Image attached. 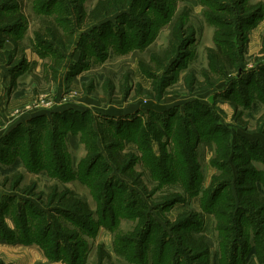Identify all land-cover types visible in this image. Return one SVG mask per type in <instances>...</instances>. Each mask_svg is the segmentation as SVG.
I'll return each mask as SVG.
<instances>
[{
  "label": "rangeland",
  "instance_id": "rangeland-1",
  "mask_svg": "<svg viewBox=\"0 0 264 264\" xmlns=\"http://www.w3.org/2000/svg\"><path fill=\"white\" fill-rule=\"evenodd\" d=\"M97 1L58 0L54 7H63L65 12H67L64 18L66 19L69 16V19L66 20L71 25L69 29L68 27L64 28V30L68 29L67 31H63L68 35L59 33L64 45L61 49L51 41L48 46L40 45L46 49L55 50V54L50 50L45 51L44 56H40L33 50V37L35 36V31L43 26L42 19L50 20V15L40 14L39 12L41 11L35 10L36 0H23L21 11L26 17V28H24L21 36L19 33L18 50H23L25 60H29L24 66L25 70L28 71L25 75L16 77V74L9 68L10 64L12 66L14 61L19 60L20 55L16 52L11 57L6 55L7 51L12 50V45L5 42L0 47V134L20 119L33 115L30 120L42 122L43 117H45L46 121H50L47 127L48 130L41 128L42 132L38 131L37 134L46 142L40 144V154L35 158L44 160V163L50 166L52 162L48 159L52 155L61 154L60 159L65 165L64 169L57 170V176L50 175L46 168L35 170L33 163L31 165L32 171H30L19 163V160L0 165V207L1 202L6 201L11 205L5 211V222L13 228L14 223L9 220L8 215H14L20 220L19 212L21 213V208L24 207V204L33 206H31L33 210L31 209V215L29 216V226L26 225L29 230L28 237L17 235L15 239L19 242L31 241L32 243L25 245L21 243H6L0 240V251L3 252L0 253V262L4 264H25V262L29 261L26 254L28 253L31 255V260H33L30 264H66L63 260L51 261L47 259L46 261L42 258L39 259L42 251L41 253L39 252L41 249L37 243H41L44 248L48 249L52 245L50 240L57 238L70 251L72 250V241H69V246H67L68 240L65 232L70 230L75 232L77 230L78 241L82 244V247L79 254L81 256L76 261V264H140L138 261L143 262L144 260L140 258L136 248H138L137 244L140 242V237L144 234L142 226H144L148 218L146 215L149 214V218L151 217L156 222L153 224L152 231L165 230L170 235V239L167 240L163 248V263H167V260L169 261L168 257L172 254L174 248L178 250L176 245L178 234L170 228L171 233L169 226L165 224L164 220H168L172 224L177 221L180 213L192 211L197 215V223L188 229L196 235L198 233L203 234L210 246L208 254L202 257L193 255L187 257V253L178 254L182 256L183 264H197V262L225 264L228 257L221 247V236L223 233L218 230L219 217L215 218L211 211L213 208H204L202 206V201L205 202L203 191L208 187L212 175L221 172L210 163V157L215 153L217 141L221 138H223L221 143L225 146V148L222 146L223 153L227 154L226 159L232 166L234 179L239 178L241 173H244V171L241 172L236 169L235 166V164H241L245 159L243 155L245 148L241 145L243 141L239 139L241 136L242 139L249 143L247 157L250 161L248 162V168L252 167L254 170H252V173L246 172L245 181L253 186L254 189L257 188L264 193V188L261 186V183L264 182V96L260 95L261 92L254 85L257 81L255 77H249L250 81H247L249 82L250 97L247 103L244 102L242 105L240 100H236L239 104L234 108L230 99L217 98L214 103L211 100L216 90H221L223 86L228 84L225 79L219 81L215 87L198 88V86H195V90L190 91L185 88L183 82V76L186 71L175 70L172 73L171 71L167 72L168 67L164 65L162 69L155 72L157 73L155 77L147 72L149 71L148 69L153 70V67L156 66V64L151 62L150 57L153 52H161L167 46L168 27L162 25L143 49L117 53L114 51V46L111 42L105 38L98 39L95 36V34H98L97 28L105 21L108 22L105 27H108L109 24L121 26V23L127 22L126 27L121 29L123 30L124 28V31L127 32V26L130 23H134L135 18L140 21L137 14L143 4L140 5L139 3L145 4L147 0H135L133 5L131 4L129 8H126L125 12H128L126 16H123L122 9L116 15L104 18L101 22L88 24L85 16ZM118 1L123 4V0ZM257 1L260 0H251L250 2L254 3ZM261 1L264 2V0ZM166 3L172 9L170 21L175 20L181 10L184 8L188 9V24H191L195 29V40L191 46H188V56L190 57L186 59V63L187 66H190L189 68L197 72V77L202 80L199 71L206 66L205 48L212 46L214 27L208 24L202 16L203 6L199 0H166ZM151 4V6H156L157 3ZM80 9L81 13H79ZM146 14L160 22L158 13L148 10ZM247 29L246 62L241 64L244 71L259 65L264 67V54L260 53V37L264 35V17L257 25ZM95 53L102 57V61L93 60L92 56ZM4 54L5 56H3ZM58 54H61L63 59L61 57L55 58ZM9 70H11V73ZM168 75L172 77H166ZM166 83L167 86L163 85ZM194 98L202 100L207 106H211V109L208 108L207 110L212 113L207 115L208 124L204 129L209 130L210 135L208 136L210 139L214 138L212 141H215L216 144L215 142L207 144L203 139H199L197 145L195 144V160L199 166L200 179L198 184L195 185L193 193L186 195L183 185L180 182H174V177L177 175L168 176L170 178L165 180L154 179L143 165L141 160L142 151L137 149L133 141L125 140L123 136L118 134V136H114L119 142V147H112V143L108 144L111 141L109 137L112 138L109 130L112 132H115V130L109 126L107 119L115 123L118 121L122 123L133 118H131V115L118 119L114 117L106 118L101 113L109 112L108 110L116 112L133 110V116L150 120L154 117H151L146 109L159 105L164 112L172 107H178L179 112L184 116L188 110L196 120L200 121L201 117H203L201 116L202 110L200 107L196 109L198 110L197 115H195L194 110L191 111L184 108V101L194 100ZM173 102L181 105L167 107ZM72 107H87L94 112L95 118L91 113L86 115L89 117V123L91 121V124H94V136L83 137L80 132L73 133L67 130L65 124L68 119L61 112L64 111L63 109H72ZM138 107L146 110L145 113L141 112L139 113L140 115H137L134 110ZM192 108L196 107L192 106ZM57 109L59 111L51 112ZM217 110L219 114L216 113ZM97 112L100 114H97ZM41 116L43 117L40 119ZM216 117L222 125L217 127L216 132H214L211 128L213 123L216 124ZM30 120L27 121V124L32 126L33 123L29 122ZM99 121L104 125L95 124V122L98 123ZM55 123L57 124V129H55L56 135L54 137L59 146L61 144L60 150H57L56 145H53V141L51 142V139L47 137L50 136L49 129ZM183 127L188 128V130L191 128V126L185 125L184 122L179 127V132H182ZM34 135L35 133L32 136ZM102 136L107 137L104 140V137L101 138ZM209 138L208 142L210 141ZM84 141L86 143L94 141L95 148L93 152L97 151L100 154L99 156H101L97 159L95 172L101 175V181L103 178L107 181L110 180L112 186L103 185L104 180L100 182V189H98L99 187L93 189L92 185L95 181V176L91 175L89 181L87 177H83L81 169L77 168L80 159L92 156L88 155L89 153L94 154L86 149ZM151 148L156 155L160 153L159 143L153 141ZM129 149L136 151L138 159L128 172L124 169L126 172L123 173V167L119 168L111 161L108 151L112 152L114 150L123 154ZM165 150L171 156L170 164L173 160L177 164L176 162L178 161H175L172 157H179L180 149L176 145L174 146L172 142H168ZM47 155L49 156L46 157ZM78 169L80 170L78 171ZM136 172H142L143 174L139 178H135ZM127 175H130L135 181H141L148 192L144 193L141 187L136 185L133 179ZM233 180L231 182L236 183ZM53 188L56 189V193L71 190L84 198L93 211L90 221L82 223L76 215L74 216L78 219L77 221L68 213L59 214L62 208H60L61 205H58L57 196L52 195ZM123 191L125 196H128V192L133 193L128 200V203L132 204L130 208L124 206ZM171 192L183 193L184 199L177 201L166 209H161L157 205L162 200L160 198L164 194L167 195ZM227 192L236 195L235 185L230 184ZM224 195H226V192L223 193V197ZM146 212L147 214H145ZM237 214L235 211L230 215L231 220H233L231 228L235 232L237 231V223L235 222L238 220ZM38 215L39 217L37 218ZM43 220L48 221L52 226L47 238H43L37 233L38 224ZM241 220L245 225L250 226L248 217H243ZM260 230L261 233L256 238L258 246L264 243V229ZM31 231L32 233H30ZM178 231L179 233L183 232ZM54 234L55 237L53 236ZM124 234L128 239L123 241ZM152 234H149V237L146 238L147 249L144 251L146 253L144 257L146 261L143 262L145 264H156L155 252L157 250L151 255L154 248L151 244ZM15 245H21L22 247H15ZM251 246L253 247V245ZM100 249L104 251L106 257L102 256L99 261ZM246 258L245 264H262L255 255L250 256L249 252H247Z\"/></svg>",
  "mask_w": 264,
  "mask_h": 264
},
{
  "label": "trees",
  "instance_id": "trees-1",
  "mask_svg": "<svg viewBox=\"0 0 264 264\" xmlns=\"http://www.w3.org/2000/svg\"><path fill=\"white\" fill-rule=\"evenodd\" d=\"M134 1L135 0H123V4H121L118 0H98L92 9L87 12L85 16L86 21L88 24L99 21L101 22L104 18L116 15L117 12L122 9L123 16H126V14H128V12H125L126 8H129L131 4L133 5L135 3ZM147 1H145L146 5L142 2L139 3L140 5L143 4L140 7L141 10H139L137 14L140 21L133 18L134 23H130L127 26V32L124 31V28L121 30L122 27H126L128 24L127 22L121 23V26L109 24L108 27H105L108 23L105 21L97 28L98 34H95V36L98 39L105 38L113 44L115 52L123 53L135 49H143L148 44L147 42L150 41L152 36L154 37L155 32L158 31L162 25H164L165 27H168L169 31L168 43L167 46L161 50V52H153L151 54V62L156 64V66L153 67V70L148 69V73H151L156 77L157 73L155 72L162 69L164 65H167L168 67L167 72L171 71L172 73L175 70L186 71L183 76V82L185 88L190 91L195 90V86H198V88L215 87L219 81L225 79L228 81V84L223 86L221 90H218L217 93H214L211 100L214 103L217 98L224 100L230 99L234 108H236L239 104L236 100H240L242 105L244 102L247 103L250 97V88L248 86V81H250L249 77H255L257 82L254 83V85L256 89L261 92L260 95L264 96V67L259 65L258 67L250 68L244 71L241 66L242 63L246 62L248 40L247 28L254 27L263 19V1L260 0L253 3L250 2L251 0H199L203 6L202 16L208 24H211L214 27L212 46H207L205 48L207 60L206 66L199 71L202 80L197 77V72L189 68L190 66H187L186 63V59L190 57L188 56V46H191L195 40V29L191 24H188V9L184 8L177 15L175 20L170 21L172 9H170L166 0H155L156 2L153 0ZM57 2L58 0H36L37 5H34L36 6V11L42 12H39L40 14L50 15V20L42 19L43 26L35 31V36L33 37V50L40 56H44L45 51L50 50L55 54L54 49H46L41 46H48L51 41L61 49L64 45L59 33L68 35L63 31H67L71 25L68 23V20H66L69 19V16H67L66 19L64 18V15H66L67 12H65L63 7H54ZM22 3L23 0H0V47L3 46L6 41H9L13 44V48L12 50L7 51L6 55L11 57L14 52L20 54L18 58L19 60L14 61L11 68L12 72L15 71L14 74L16 75L24 70L25 63L23 50H18V40L20 39L19 33L21 36L24 28H26V17L21 11L23 6ZM151 3L157 4L156 6H151ZM148 10L158 13L160 15V22H157V20H154L150 15L146 14ZM81 12L82 11L80 9L79 13ZM67 27L68 29L64 30V28ZM93 39L95 40V38ZM260 41V53L264 54V35H261ZM3 56H5V54ZM59 57L62 58L63 56L61 54L55 56V58ZM92 58L98 62L102 61V57L97 53H95ZM166 77L172 76L168 75ZM167 83L163 85L167 86ZM192 106H195L196 108H192ZM197 107H200L202 110L201 116L203 117H201L200 121L196 120L195 117H193V114H190V111L188 112V110L185 113V116L182 115V113L179 112L178 107H172L165 112L148 110L149 115L154 117L150 120H144L135 115H131V118H133L132 120H126L122 123L119 121L115 123L110 119H107L109 126L115 130V132L109 130L112 138L109 137L111 141L108 144L112 143V147L118 148L119 142L114 136H118V134L123 136L125 140L133 141L135 146H137V149L142 151L141 160L143 165L154 179L159 178L160 180H165L166 178H170L168 176L177 175L174 177V182H180L183 185L186 195L188 193H193L194 187L198 184L200 179V173L198 172L199 166L195 160V144L197 145L199 139H203L207 144L215 142L212 141L214 138H209V130L204 129V127L208 124L206 117L208 114L212 113L207 110L208 108L211 109V106H207L198 99L190 100L184 103V108L191 111L194 110L195 115L198 113V110H196ZM62 113L68 119L65 124L67 130H70L73 133L80 132L83 137L94 136V124H91V121L89 123V117L86 116L91 113L95 118V114L93 115L91 111L86 110L80 112L73 109H65L61 112V114ZM216 113L219 114L218 110ZM42 117L43 116H41L40 119ZM215 119L216 124L213 123L214 128H211L214 132H216L217 127L222 125L218 122L217 117ZM173 121H175V123H173ZM29 122L33 123V125H17L5 135L0 137V165H6L9 164V162L19 160V163L23 164V166L30 171H32L31 165L33 163V168L35 170L46 168L50 175L57 176V170L62 168L64 169L65 167L62 163L63 161L60 159L61 154L52 155L51 158L48 159L52 162L50 166H47V164L44 163V160L35 158L40 154V144L46 142V140L43 141L40 138L37 132H42L43 128H45L44 130H48L47 127L50 121H46L45 117H43L42 122H35V120H30ZM184 122L185 125L187 124V126H191V128L188 130V128L183 127L182 130L180 129L182 132H179V127L183 125ZM45 124L47 125L44 126ZM95 124L104 125L100 121L98 123L95 122ZM55 129H57L56 123L52 124V127L49 129L50 136L47 137L51 139V142L53 141V145H56L55 147L57 150H60L61 144L59 146V143L54 137V135H56ZM33 133H35L34 136H32ZM106 137L107 136H102L101 138L105 140ZM182 137H184V139H182ZM208 138L210 139L209 142ZM221 139L217 141L215 153L210 157V163L214 167H217L221 172L212 175L208 187L203 191L205 202L202 201V206L204 208H213L211 211L215 215V218L219 217L217 226L218 230L223 233L221 236V247L224 253H227L226 256L228 257L225 264H245L244 262L247 259V252H249L250 256L255 255L258 260L264 264V243H261V245L258 246L256 242V238L259 237V234L261 233L260 229H264V193L257 188L254 189L253 186L247 184L245 181L246 172L248 171L249 173H252L254 171L252 167L248 168V162L250 161L247 157L249 143L242 139L241 136L239 137V139L243 141V144L241 145L245 148V152L243 153L245 159L241 164H235V166L236 169H239L241 172L244 171V173H241L239 178L234 179L235 177L233 175L232 166L226 159L227 154H225V152L223 153L222 146L224 148L225 146L224 144L222 145L221 142L223 140ZM153 141L159 143L160 145V153L158 155H156L154 150L151 148ZM247 141L250 142L249 140ZM168 142H172L174 146L176 145L180 149V156L177 158L172 157V159L178 161L176 162L177 164L174 163V160L170 164L171 156L165 150ZM84 143L86 144V149L94 154L89 153L88 155L92 156L80 159L77 164V168L81 169L82 174L84 175L83 177H87L89 181V177L91 175L95 176V181L93 182L92 187L93 189L98 187V189H100V182H103L105 178L101 181V175L95 171L97 159L101 156H99V152H93L95 148L94 141H88L87 143L84 141ZM48 156L49 155L46 157ZM108 156L117 167H123V173H125L126 170L128 172V170L136 164L138 159L136 151L132 149L123 152V154L119 151H108ZM80 169H78V171ZM142 174V172H136L135 178H139ZM127 176L132 178L130 175ZM232 180L236 183L231 182ZM133 181L136 185L141 187L144 193L148 192L147 188L141 181H135L134 179ZM106 184L108 187L109 185L112 186L110 180H105L103 185ZM230 184H233V186L235 185L236 195L227 192ZM261 186L264 188V182L261 183ZM52 191V195L57 196L59 200L58 205H61V207H59L62 208L59 214L68 213L73 217V219L76 221L79 219L82 223H88L90 221L93 211L84 198L71 190H64L60 193H56V189ZM225 192L226 195L223 197V193ZM131 194L133 193L128 192V196H125V192L123 193V201H125V204H123L127 208H130L132 205L128 203L129 196ZM160 199L162 200L157 205H159L161 209H166L177 201H182L184 199V194L171 192L167 195L164 194V196ZM119 200L121 199L119 198ZM10 206L11 205L7 203V201L3 203L1 202L0 240L6 243H21L25 245L31 244V241L19 242L15 239L17 235H21L26 238L28 237L27 235L29 230L26 228V225L29 226V216L33 210V208H31L32 205H27L26 203L24 204V207L21 208V213L19 212L20 220L14 215H8L9 220H12L14 223L13 228L5 222V211ZM235 211L238 213V220L235 221L237 223L236 232L231 228V222L233 220H231L230 216L231 213ZM68 214L67 216H69ZM145 214H147V212ZM74 215H76L78 219ZM146 216L148 218L146 217L147 219L144 226H142V229L144 228V234L140 237V242L137 244L138 248H136V251L138 252L140 258L144 260L143 262H145L146 259L144 257L146 253L144 251L147 249L146 238L149 237V234L151 235L153 233L151 237V244L154 248L151 255H153L155 250H157L155 252L156 264H165L166 262L163 263V248L167 240L170 239V235L167 234L165 230L153 232V224L156 222L151 217L149 218V214ZM196 216L195 212L184 211L178 215L175 223L171 224L168 220H164L165 224L169 226L168 228L173 229V231H176L178 234L176 240L178 250L174 248V251L168 257L169 261L167 260L166 264H183L182 256L178 255L180 253H187V257L189 255L202 257L208 254L210 245L206 237L199 233L196 235L188 229L190 226H194L197 223ZM38 217L39 215L37 218ZM243 217L249 218L248 224H250V226H247V224L245 225L242 222L241 219ZM50 226L51 225L48 221H41L37 228L38 235L43 238H47L49 230H52V226ZM178 230L183 232L179 233ZM30 233H32V231ZM65 235L68 240L67 246H69V241H72V250L70 251H68L65 244H61L60 240L57 238L50 240L52 245L48 249L44 248L41 243H36L48 260H63L66 264H76V261L81 256L79 254L80 248L82 247V244L78 241V232L77 230L75 232L70 230L65 232ZM53 236L55 237V234ZM125 239H128V237L124 234L123 241ZM251 245H253V247ZM105 255L104 251L100 249L98 256L99 261L102 256L106 257ZM143 262L138 261L140 264H145ZM0 264L4 263L0 262ZM197 264H207V262H197Z\"/></svg>",
  "mask_w": 264,
  "mask_h": 264
},
{
  "label": "crops",
  "instance_id": "crops-1",
  "mask_svg": "<svg viewBox=\"0 0 264 264\" xmlns=\"http://www.w3.org/2000/svg\"><path fill=\"white\" fill-rule=\"evenodd\" d=\"M6 43H8V44H11L12 46H11V48H13V44L11 43V42H9V41H6ZM11 48H9V49H11ZM8 49V50H9ZM38 57H39V55H37ZM40 58V57H39ZM41 59H42V57H41ZM29 60H25V63H24V66L27 64V62H28ZM9 68H12V66L10 65L9 66ZM11 70H9V72H10ZM15 72V71H14ZM11 73V72H10ZM26 73H28V71H26L25 70V68H24V70L23 71H21L18 75H16V77L18 76H21V75H25ZM218 92V90H216L214 93H217ZM213 93V94H214ZM194 99H197V98H194ZM191 100V99H190ZM190 100H186V101H184V103L185 102H187V101H190ZM198 100H200V99H198ZM201 102H202V100H200ZM171 105H175V106H180L181 104L180 103H176V102H173V104H169L167 107H169V106H171ZM166 107V108H167ZM162 107L161 106H159V105H157V106H155V107H151V108H148V109H146L147 111L148 110H153V111H155V112H163V110L161 109ZM165 108V109H166ZM72 109H74L75 111H80V112H82V111H86V110H89V111H92L91 109H89V108H87V107H83V108H73L72 107ZM164 109V108H163ZM63 110H65V109H63ZM146 110H142L141 108H135V112H137V115H140L139 113H141V112H144L145 113V111ZM54 111H59L58 109L57 110H52L51 112H54ZM109 112H104V113H101L102 114V116H104V117H106V118H109V117H114V118H121V117H123V116H130V115H133V110H127L126 112H124V111H120V112H116V111H114V110H108ZM124 112V113H123ZM132 112V113H131ZM92 113H94L93 111H92ZM97 114H100L99 112H97ZM33 115H31V117H32ZM31 117L29 116V117H27V118H25V119H20L19 121H17L15 124H13L11 127H9L5 132H3V133H1L0 134V137H2L3 135H5L7 132H9L12 128H14V127H16L17 125H26L27 124V121L28 120H30L31 119ZM142 119H143V117H142ZM11 246V245H10ZM13 246V245H12ZM19 246H21V245H15V247H19ZM15 247H13V248H15ZM22 247V246H21ZM24 247V246H23ZM6 248H9V247H6ZM38 251H39V249H37ZM40 253H41V250L39 251ZM0 253H3L2 251H0ZM27 254V257L29 258V261H27V262H25V264H30L31 262H33V260H31V255L30 254H28V253H26ZM44 259V260H46L47 261V258H45L44 256H43V254L41 253V257L39 258V259Z\"/></svg>",
  "mask_w": 264,
  "mask_h": 264
}]
</instances>
